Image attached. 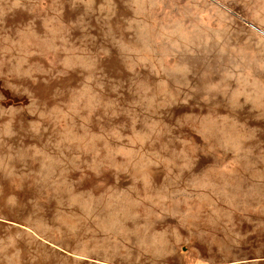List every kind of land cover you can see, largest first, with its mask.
<instances>
[{
  "label": "rangeland",
  "instance_id": "374dc122",
  "mask_svg": "<svg viewBox=\"0 0 264 264\" xmlns=\"http://www.w3.org/2000/svg\"><path fill=\"white\" fill-rule=\"evenodd\" d=\"M0 264H264V0H0Z\"/></svg>",
  "mask_w": 264,
  "mask_h": 264
}]
</instances>
